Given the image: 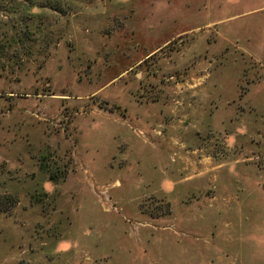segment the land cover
<instances>
[{"label": "rangeland", "instance_id": "obj_1", "mask_svg": "<svg viewBox=\"0 0 264 264\" xmlns=\"http://www.w3.org/2000/svg\"><path fill=\"white\" fill-rule=\"evenodd\" d=\"M0 264H264V0H0Z\"/></svg>", "mask_w": 264, "mask_h": 264}, {"label": "trees", "instance_id": "obj_2", "mask_svg": "<svg viewBox=\"0 0 264 264\" xmlns=\"http://www.w3.org/2000/svg\"><path fill=\"white\" fill-rule=\"evenodd\" d=\"M48 177L50 180H56V175L55 174H51V173H48Z\"/></svg>", "mask_w": 264, "mask_h": 264}]
</instances>
